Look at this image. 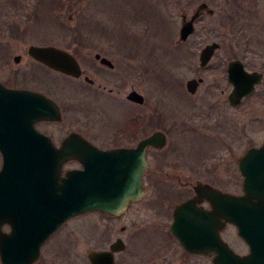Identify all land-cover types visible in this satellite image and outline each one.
I'll use <instances>...</instances> for the list:
<instances>
[{
  "label": "rangeland",
  "instance_id": "1",
  "mask_svg": "<svg viewBox=\"0 0 264 264\" xmlns=\"http://www.w3.org/2000/svg\"><path fill=\"white\" fill-rule=\"evenodd\" d=\"M233 1L232 4L229 1L225 12L231 6L237 7L242 15L238 25L233 28L229 24L223 25L226 13L219 11L210 19L195 23L196 30L189 38L191 41L179 46L176 40L181 1L174 0L168 7L148 10L140 9L139 0H0V3L12 8L11 15L5 13V18L12 26H18L15 30L7 28L0 32V80H13V85L30 86L34 72L48 77L53 84L58 83L54 85L56 91L52 94L75 107L68 113L65 125L68 129V125L83 128L88 135L96 133L98 125L94 118L98 117L99 105L104 102L106 109L120 121L127 108L128 127L130 123H137V115L142 111H146L145 115L161 107L164 113H170L166 124L171 131L165 150H176L177 140L182 143L183 152L215 147L214 152L221 153L222 157L216 155L211 164L210 156L203 159L208 160L212 180L226 190L238 192L241 190L242 175L236 158L244 148L258 146L264 140V0ZM33 10H38L37 18ZM2 11L0 6V14ZM30 11L32 17L29 22L16 15ZM3 17L0 15V20ZM76 39L84 40L86 44H77ZM211 40L220 42L221 46L207 67H199V49ZM31 44L66 49L76 56L89 78L96 75L91 66L95 62L94 51L102 50L113 58L115 64L118 62L122 66L127 63V76H108L111 74L107 71V76L100 79L108 87L114 86L115 81L122 84V92L139 91L144 95L145 102L136 104L127 100L126 104L122 100L123 95L108 93L102 101L96 97L92 85L89 86L83 78L70 80L33 67L34 61L27 53ZM17 53L22 57L15 63L12 57ZM124 55H127L126 60L121 59ZM236 57L243 60L247 69L263 71V80L256 86L254 94L240 105L231 106L225 100V92L218 91L215 97L208 90L216 83L217 90L224 87L230 91L231 84L225 79L226 63ZM121 69L118 66L114 71ZM199 75L205 80L195 93L197 99L193 101L188 98L185 81ZM208 99L218 101L217 106L206 110V103L211 104ZM185 111L187 114L194 113L190 117L193 129L182 132L183 128L177 130L175 123L185 119ZM207 112H210L207 116L210 122L218 120L215 130L213 126L207 128L203 125L205 119L200 114L206 116ZM178 114L179 119L176 118ZM212 135L220 138L210 146L208 141ZM138 138L127 133V144H134ZM98 140L104 143V138L99 137ZM204 154L201 155L204 157ZM152 193L147 191L143 199L130 205L127 212L119 217L91 211L70 218L44 246L37 264H90L87 257L89 249L109 247L117 235H121L126 243V248L115 254L117 264H139L144 253H158L160 243H152L154 251H149L152 244H142L144 237L170 242L165 229L157 225L168 221L169 216H160L159 205L151 203L154 202ZM123 225L127 226L126 231L121 230ZM155 225L157 227H152ZM226 237L236 252L244 253L247 249L234 226L228 227Z\"/></svg>",
  "mask_w": 264,
  "mask_h": 264
},
{
  "label": "water",
  "instance_id": "2",
  "mask_svg": "<svg viewBox=\"0 0 264 264\" xmlns=\"http://www.w3.org/2000/svg\"><path fill=\"white\" fill-rule=\"evenodd\" d=\"M201 6L206 7V4ZM196 15L182 24L180 39H186L194 31ZM218 45L213 41L201 48L200 65L209 61ZM28 53L72 76L78 77L83 72L77 58L64 48L31 44ZM19 59L20 55L13 56L15 62ZM227 71L228 80L233 83L229 94L232 105L253 92L262 78V72L248 71L240 59L231 60ZM186 84L188 90L194 92L198 80L190 78ZM128 98L143 101V95L135 89L130 90ZM40 118L61 119L59 107L51 98L25 88L6 87L0 82V147L4 152L0 177L13 171L25 176L37 175L40 166L36 164L34 170L32 162L40 160L45 161L43 171L47 179L42 195L36 196L31 205L0 202V216L11 225L10 232L0 231L3 264H32L46 238L77 214L94 210L119 214L132 200L140 199L146 192L142 175L147 166V147L164 143L163 133L156 131L140 139L135 146H127L126 157L124 147L103 149L81 134L71 132L56 147L49 137L44 138L35 129L34 121ZM32 135L39 137L31 142L45 143L51 155L30 153L32 149L28 144ZM65 156L79 159L83 167L68 169L66 176L59 179L56 168ZM238 164L243 176V193L234 194L198 182L197 194L175 207L170 230L185 248L215 253L214 264H264V141L259 146L246 148ZM30 189H34L32 184ZM203 198L209 200L211 209L195 211L192 200ZM220 222L235 224L237 234L248 244V252L239 254L221 239ZM124 248V240L117 237L107 249H89L87 257L91 264H116L114 252Z\"/></svg>",
  "mask_w": 264,
  "mask_h": 264
},
{
  "label": "flooded vegetation",
  "instance_id": "3",
  "mask_svg": "<svg viewBox=\"0 0 264 264\" xmlns=\"http://www.w3.org/2000/svg\"><path fill=\"white\" fill-rule=\"evenodd\" d=\"M173 1L174 0H139L140 2L139 4L142 5L140 9H148V10L157 9L158 10L161 8V6L168 7L169 4ZM176 1H181V7H180L181 17H180V23H179V29H178V38L176 40V44L181 46V45L189 43L191 41L189 38L192 35V32H191L187 36L186 39L179 38L180 29L184 22L188 21L189 19H191L193 15H196V14L197 15L193 21L194 25L197 22L210 19L211 17H213V15L217 14L219 11L225 12V9L227 8L229 1H232V0H176ZM202 4H206V7L201 6ZM225 13H227V11ZM195 30L196 28L194 29V31ZM74 41H77V44H81V45L86 44V41L84 40L76 39ZM107 42H112V41L107 40ZM211 42H213V40H211L210 42H206L204 45L201 46V48ZM217 43L219 45L215 49L209 61L205 65H200L198 62L199 67L205 68L210 64L211 59L213 58L216 51L221 46L220 42H217ZM201 48L199 49V52H198V58H199V53H200ZM118 52H120V50H118ZM17 54L20 55V59H19L20 61L22 55L20 53H17ZM28 55L34 61V63L32 64L33 67L36 66V68L47 70L54 75H60V76L63 75L65 78L67 77L70 80L83 78V80L86 83H88L89 86L92 85L93 89L95 90L96 97L99 99L101 98L102 101H103V98H106L105 94L108 93V94L123 95L122 96L123 99L122 98L121 99L126 104H127V100H129L132 103L134 102L136 104H143L145 102V97L142 93L141 94L143 95V101L139 103V102H136L128 98V93L130 91L127 92V90H124L122 92V89H121L122 84L117 83L115 81L114 86L108 87L100 79L102 77L107 76V71L111 74L108 76H112V75L113 77L121 76L122 78L127 76V63L126 65H122V66H120L118 62L115 64L113 58L102 53V50L94 51V54H93L95 62H93L91 66L95 70V74H96L95 78L91 77L90 75H89L90 76L89 78L88 74L85 73V69L83 68H82L83 73L78 77H74L72 75H69L59 70L51 68L50 66L32 57L29 53ZM103 58H106L107 61H103L102 60ZM121 59L126 60L127 55H124V58L123 56H121ZM19 61H16L15 63H18ZM228 62L226 63V76H225V79L227 81H229L228 72H227ZM118 66L122 68L121 71H114ZM190 78H197L198 80V85L194 92L189 91L187 88L186 83H187V80ZM204 80L205 78L200 75L192 76L186 79L185 88L189 93L188 95L189 99L193 101L197 99L195 93L196 91H198L200 86L204 83ZM262 80H263V76H262ZM2 82L6 85L20 86V85L11 84L13 83V80L12 82H10L9 80L6 82L5 81H2ZM30 82H31L30 86H21V87H27V88H30L32 91L40 92L46 97H50L51 99H53L56 102V104L59 106V110L61 113V119L40 118L34 121L35 129L40 131L43 134L44 138L49 137V139L52 141V143L56 147L60 146L63 139L70 132H78L81 135H83L85 138L90 140L92 143H94L95 145L101 148L124 147L126 149V157H127V145L135 146L140 139L147 137L156 131H161V133H163V136H164V143L161 146L150 144L147 147V151H146L147 166L142 175L143 184L146 189L145 194L140 199L136 201L135 200L131 201L129 205L126 206L125 210L119 214L103 213V212H100V213L110 215L113 217L122 216L124 215L125 212H127V208H129L130 205L143 199L147 191H151L153 192L152 195H153V201H154L151 203H155L159 205V208L162 211L160 216H163V215L169 216L168 221L162 222L157 225L158 226L160 225V228L165 229L166 233L168 234L170 238V242L164 239L154 240V237H144L145 239L142 241L143 245L145 244L146 246H149L155 241L157 243H160V248L157 251L158 253L156 254L150 253V252L144 253L143 254L144 258L139 264H214L213 257L215 253L210 254L208 252L189 250L185 248L179 242L177 235L170 230V225L174 221L173 214H174L175 207L177 205H180L182 202L194 197L197 194L195 191L196 190L195 186L198 184V182L208 183L223 191H229V190L222 188L217 183H215L212 180L213 178H211L210 176L211 171H210L209 164L212 163V159L217 158L216 155H218V158L222 157L221 153L214 152L215 147H208L207 149L209 150L208 152L207 150L195 151L194 148H193L194 151H184L183 152L181 151L182 143L179 140H177L178 144L176 142V147H175L176 150H165L167 141H168V133L171 131V129L168 127L169 124H166L168 122L167 120H168V116L170 115V113L169 114L164 113L161 110V107L159 108L157 107V110L155 109L153 112L149 114H145V115L143 114L146 111H142V114H139V116L137 115V120H138L137 123L135 124L130 123V126L128 127L127 126V108L124 109L123 115L121 116L122 119L120 121L119 119L116 118V116H114L112 111L106 109V105L104 102L103 104L99 105L100 111L98 112V117L94 118L98 125L97 130H95L96 133L94 135H88L84 131L83 128H80L78 126L68 125L70 127L68 129V127L65 125V121L66 119H68V113L73 111L75 107L73 104L69 103L67 100H62V99L60 100L52 94L53 91H56L54 90V85L58 83L53 84L51 83L48 77L37 75L34 72L32 73ZM230 84H231V89L228 92L227 88L225 89L224 87H221L219 88V90H217L216 83H213L211 85L213 86V88H210L208 90V91H211L209 94H212L213 96L216 97L218 94V91L225 92V100L226 101L228 100L231 106H237V105H240L246 98L254 94V92L256 91V86H257V85L255 86V90L253 93L243 96L241 98V101L238 104L232 105L229 101V94L233 88V84L231 82ZM63 88H65V86H63ZM63 93L65 92L63 91ZM209 101L211 104L206 103V107H205L206 110L213 109L218 104V101L217 102H213V100L212 101L209 100ZM193 114H194L193 112H189V114H187L185 111L183 114L185 119H182L181 121L179 120L178 123H175V125H178V128L176 129L179 130L180 128H183L182 132L188 129H193V126L190 123V120H191L190 117H192ZM209 114L210 112H207L206 116L204 114H200L201 118L205 119V122L203 125H206L207 128L208 126H213V129L215 130L217 128L216 125H217L218 120L213 119V121L210 122L207 119V116H209ZM176 118L179 119V114L176 115ZM135 120L136 118L134 119V121ZM172 126H174V123ZM149 127H151L150 131H149ZM127 133L132 136H136V137L139 136V138L135 141L134 144H127ZM37 137L39 136L32 135L29 137L30 142L28 146H30L32 149L30 150V153L33 155H41V156L51 155L50 150L46 151L45 143L38 142L35 144V142L33 143L31 142V141H34ZM99 137L104 138L103 144L100 143L101 140H98ZM219 138H220L219 136H213V135L211 136L210 139L208 138L210 140L208 142L209 143L211 142L210 146L213 144V141L217 142ZM203 143L204 142H202V144ZM250 146H257V145H250ZM246 148H244V150ZM243 152L236 158L238 169H239L238 158L243 154ZM202 153H205L206 155L204 154V157H203L201 155ZM197 154L199 155V157ZM206 156H210L209 164H208V160L207 161L203 160V159H207ZM121 161H125V160H121ZM38 162L40 164H38ZM72 162H76V164H71ZM3 163H4V152L0 147V171L2 170ZM36 164L40 166L38 168L39 173L37 175L34 174L33 176L32 175L25 176L23 174H15L13 171V173H8L7 175H4V176L2 175L0 177V202L1 203L11 205L13 203L18 202L22 204L31 205L32 203L35 202L36 196L42 195V190L44 189L45 181L47 180L45 177V173L43 171V168L45 169L44 167L45 161H40V160L33 161L32 165H33L34 170H36V167H35ZM82 167H83V162H81L79 159L77 158L67 159V156H65L63 161H60L58 163V168H56V173L57 175H59V179H61L62 177L66 176L68 169L70 168L80 169ZM242 182H243V176H242V181H241V190L238 192H235L236 194H241L243 192ZM31 184L34 188L33 191H31L30 189ZM192 201H193V204L195 205V208H194L195 211L196 210L205 211V210L211 209L210 202L206 198L193 199ZM64 224L65 222H63V224L60 225L59 228L56 231H54L45 240V242L40 247L39 257L32 264H37L44 250V246L47 244L48 241L51 240V237L64 226ZM229 226H234L235 230H237L236 226L233 223H230V222L221 223L220 222V228L218 232L223 241H227L226 233H227V229ZM152 227H157V226L155 225ZM10 230H11L10 223L8 221H5V219L0 216V231L2 233H7V232H10ZM121 230L126 231L127 226L123 225L121 227ZM120 236L121 235H117L116 238ZM245 244L247 245V243ZM105 248H108V247H105ZM100 249H104V248H100ZM149 249H150L149 251H154L155 249L154 245L152 244L151 246H149ZM247 250H248V245L244 253L247 252ZM116 253H119V252L116 251L114 255ZM0 264H3L1 257H0ZM59 264H62V263H59Z\"/></svg>",
  "mask_w": 264,
  "mask_h": 264
},
{
  "label": "trees",
  "instance_id": "4",
  "mask_svg": "<svg viewBox=\"0 0 264 264\" xmlns=\"http://www.w3.org/2000/svg\"><path fill=\"white\" fill-rule=\"evenodd\" d=\"M232 2H234V1L232 0L231 4H232ZM0 6H1V8H3V11H2V13L0 15L4 16L3 19L0 20V32L1 31L4 32L5 30H7V28L11 29V30L17 29L18 26H12L11 23H10V20L5 18V13H8L9 16L11 15V11H12L11 6L6 5V4H4L2 2L0 3ZM33 11H35V10H33ZM31 12L32 11L26 12V13H22V14L16 13V15L22 21H24V22L28 21L29 22V20H30L29 18L32 17L31 14H30ZM35 12H36L35 13V18H37L38 17V15H37L38 10L35 11ZM225 15L226 16H225V19H224L222 24L225 25V26H226V24H229V25L232 26L231 28H233L234 26L238 25L239 19L242 18L241 12L238 10V8L237 7L233 8L232 6L228 9V11H227V13ZM8 24H9V26H8Z\"/></svg>",
  "mask_w": 264,
  "mask_h": 264
}]
</instances>
